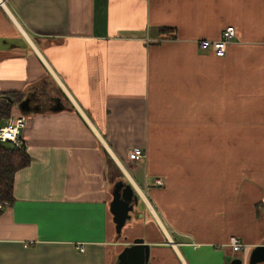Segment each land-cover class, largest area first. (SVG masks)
<instances>
[{"label":"crops","instance_id":"crops-1","mask_svg":"<svg viewBox=\"0 0 264 264\" xmlns=\"http://www.w3.org/2000/svg\"><path fill=\"white\" fill-rule=\"evenodd\" d=\"M229 25L223 56L200 48ZM1 102L32 160L0 264H120L138 237L149 264H250L264 244V0H0ZM118 182L137 198L120 233Z\"/></svg>","mask_w":264,"mask_h":264},{"label":"water","instance_id":"water-1","mask_svg":"<svg viewBox=\"0 0 264 264\" xmlns=\"http://www.w3.org/2000/svg\"><path fill=\"white\" fill-rule=\"evenodd\" d=\"M113 196L111 211L114 214L116 230L120 233L127 220L131 217L130 212L134 209L137 198L133 186L124 182L116 183ZM119 257L121 260L120 264H149L150 246L145 243L144 238H135L133 243L127 246ZM249 262L250 264H261L264 262V244L253 248ZM229 264H242V258L236 257Z\"/></svg>","mask_w":264,"mask_h":264},{"label":"built area","instance_id":"built-area-1","mask_svg":"<svg viewBox=\"0 0 264 264\" xmlns=\"http://www.w3.org/2000/svg\"><path fill=\"white\" fill-rule=\"evenodd\" d=\"M236 29L233 25H229L223 31L221 37L216 40L202 39L199 41V46L202 49H211L216 52L217 55L223 56L226 52L227 45L235 37ZM26 125L25 116L22 114L12 113L8 118L0 123V141L5 143H11L18 147L24 146V139L21 135V129ZM129 157L132 160L138 161L145 157L144 148L135 147L129 152ZM157 185H163L164 180L158 178L156 180ZM9 202L0 204V210ZM229 245L234 251H240L244 248V243L241 238L235 234L229 238ZM79 250L83 251V245L79 246Z\"/></svg>","mask_w":264,"mask_h":264},{"label":"trees","instance_id":"trees-1","mask_svg":"<svg viewBox=\"0 0 264 264\" xmlns=\"http://www.w3.org/2000/svg\"><path fill=\"white\" fill-rule=\"evenodd\" d=\"M168 33L167 38H176V33L171 28H163ZM12 97H19V93L10 94ZM12 111V104L9 102L0 103V123L8 118ZM32 158L26 148L18 147L0 141V204L11 203L14 200L13 188L16 172L29 165Z\"/></svg>","mask_w":264,"mask_h":264},{"label":"rangeland","instance_id":"rangeland-1","mask_svg":"<svg viewBox=\"0 0 264 264\" xmlns=\"http://www.w3.org/2000/svg\"><path fill=\"white\" fill-rule=\"evenodd\" d=\"M143 187H145V186H143ZM145 189V188H144ZM147 191V190H146Z\"/></svg>","mask_w":264,"mask_h":264}]
</instances>
